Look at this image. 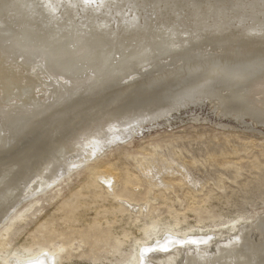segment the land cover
Masks as SVG:
<instances>
[{"label": "bare ground", "instance_id": "bare-ground-1", "mask_svg": "<svg viewBox=\"0 0 264 264\" xmlns=\"http://www.w3.org/2000/svg\"><path fill=\"white\" fill-rule=\"evenodd\" d=\"M204 100L264 127V0H0V225L73 158ZM239 226L218 245L165 234L139 264L183 244L181 264H264V214Z\"/></svg>", "mask_w": 264, "mask_h": 264}, {"label": "rangeland", "instance_id": "rangeland-1", "mask_svg": "<svg viewBox=\"0 0 264 264\" xmlns=\"http://www.w3.org/2000/svg\"><path fill=\"white\" fill-rule=\"evenodd\" d=\"M204 101L142 126L130 140L104 143L91 159L73 158L79 167L0 225V264L41 250L54 264H139L138 247L165 234L218 245L240 223L257 221L264 214V127L220 117ZM185 245L144 264H181Z\"/></svg>", "mask_w": 264, "mask_h": 264}]
</instances>
